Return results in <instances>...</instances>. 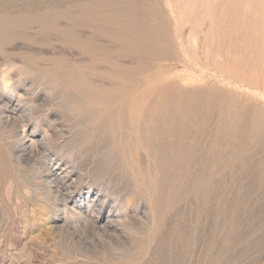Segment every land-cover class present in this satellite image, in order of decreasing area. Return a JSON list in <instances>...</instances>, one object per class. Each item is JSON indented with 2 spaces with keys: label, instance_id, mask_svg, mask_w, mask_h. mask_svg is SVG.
<instances>
[{
  "label": "rangeland",
  "instance_id": "374dc122",
  "mask_svg": "<svg viewBox=\"0 0 264 264\" xmlns=\"http://www.w3.org/2000/svg\"><path fill=\"white\" fill-rule=\"evenodd\" d=\"M184 8L170 16V59L156 62L171 70L155 78L117 79L136 65L118 48L106 63L37 29L48 41L8 46L36 63L0 52V264H264V132L263 147L246 136V161L219 131L225 107L264 119V0ZM170 84L196 92L187 111Z\"/></svg>",
  "mask_w": 264,
  "mask_h": 264
},
{
  "label": "bare ground",
  "instance_id": "6f19581e",
  "mask_svg": "<svg viewBox=\"0 0 264 264\" xmlns=\"http://www.w3.org/2000/svg\"><path fill=\"white\" fill-rule=\"evenodd\" d=\"M23 1V0H22ZM30 1V0H28ZM187 0H46V2H42L41 0H37L34 4H28L23 5L25 7L17 8L19 5L15 4L12 5L10 1L8 0L6 4L0 5V52L3 53L5 63H13L15 57L19 56L22 60V63H26L28 60L34 59L33 55H35V51L32 55L26 54L23 52H15L14 50H10L8 48L9 45L16 43L17 40H24L35 43L36 39L34 37V30H38L39 35H43L46 37L55 36L57 37L60 42L64 45H70L81 51V53L90 56L91 59H100L102 58L106 63H110V56L115 57L114 53H110V50H114V48H118L117 52L121 54L120 57H124V59L128 58L133 60V63H136L134 67H126L124 69H121L120 71L116 69V71H119V75L117 78L122 79L121 77L124 76V74L128 73H134L137 76L138 75H144L146 73L148 78H155L161 71L171 70V67H157L156 62L162 61V60H168L171 57V54L169 52L170 46L167 48V46L170 44V39L172 38L170 35V16L172 13H177L176 15H180L183 13L184 8V2ZM5 2V1H4ZM193 2V1H192ZM3 3V2H2ZM19 4H22L20 2ZM171 5V9H167V6ZM186 5V4H185ZM189 5V3H188ZM187 7V5L185 6ZM185 12V11H184ZM184 14V13H183ZM182 14V15H183ZM237 17V16H236ZM183 24L185 23L182 22ZM186 24V23H185ZM187 25V24H186ZM185 26V25H184ZM213 26V25H212ZM193 28V26H192ZM88 30L90 32V35L84 36L83 30ZM241 30V29H240ZM37 33V32H35ZM225 33V32H224ZM37 34V35H38ZM88 34V33H87ZM210 34V33H209ZM36 35V34H35ZM170 35V36H169ZM206 36V35H205ZM40 37V36H39ZM42 37V36H41ZM210 37V36H209ZM231 37V36H230ZM235 38V37H233ZM47 39V38H45ZM45 39H41L42 41ZM207 39V38H206ZM246 39V38H245ZM40 40V42H41ZM58 40V41H59ZM101 40H107L109 44L106 46L99 45V42ZM233 40V39H232ZM23 41V42H24ZM41 42V43H44ZM48 41V39H47ZM51 41V40H49ZM236 41V40H235ZM234 40L232 42H235ZM242 41V40H241ZM40 44V42L36 41ZM102 42V41H101ZM100 42V43H101ZM104 42V41H103ZM239 43V42H238ZM29 44V43H28ZM47 44V43H46ZM52 45V43H50ZM103 44V43H102ZM106 44V43H105ZM174 44V43H173ZM34 45V44H33ZM32 45V46H33ZM45 45V44H44ZM49 45V42H48ZM166 45V47H165ZM171 45V44H170ZM256 45V44H255ZM240 46V45H239ZM19 47V46H18ZM234 47V46H233ZM74 48V49H75ZM246 48V47H245ZM255 48V46H254ZM253 48V49H254ZM21 49V48H20ZM30 49V48H29ZM235 49V48H234ZM35 50V49H34ZM238 50V48H237ZM240 50V49H239ZM256 49H254L255 51ZM19 51V50H18ZM21 51V50H20ZM24 51V50H23ZM241 51V50H240ZM253 51V50H252ZM253 51V52H254ZM32 52V51H31ZM114 52V51H113ZM116 52V50H115ZM116 52V53H117ZM257 52V51H256ZM110 53V54H109ZM235 53V52H234ZM40 54V53H39ZM37 53V56L39 55ZM114 54V55H113ZM29 56L33 57L30 58ZM36 56V55H35ZM38 59V57H37ZM49 59V58H48ZM101 59V60H102ZM112 59V58H111ZM27 60V61H26ZM102 60V61H103ZM16 61V60H15ZM20 61V60H19ZM56 61V60H55ZM103 61V63H104ZM114 61V59H113ZM124 61V60H123ZM122 61V62H123ZM3 62V61H1ZM67 62V61H66ZM95 62H98L95 60ZM32 63V62H31ZM33 63H36L33 61ZM102 63V62H100ZM105 63V64H106ZM112 64V63H111ZM124 64V63H123ZM117 65V64H116ZM25 66V65H24ZM23 66V68H24ZM53 66V65H52ZM118 67V66H117ZM120 67V66H119ZM118 67V68H119ZM90 68V67H89ZM122 68V66H121ZM23 70V69H22ZM31 70V69H30ZM90 70V69H89ZM1 71V70H0ZM7 72V71H6ZM5 72V73H6ZM29 72V71H28ZM42 73V72H40ZM96 77V76H95ZM125 79V77H123ZM143 78V76H142ZM128 79V78H127ZM193 80V79H192ZM120 81V80H119ZM122 84V83H121ZM75 85V84H74ZM177 85V84H176ZM123 86V85H122ZM130 87V86H129ZM163 87V86H162ZM263 87V86H262ZM115 89H117L115 87ZM164 89H169V91L177 93L183 100L181 104L183 103V107L186 109L188 107L187 103L188 100L194 98L196 96V92L194 90L188 91L186 88L185 90L181 89L178 85L176 87L175 85H166ZM197 90V89H196ZM90 91V90H89ZM168 91V92H169ZM92 92V91H91ZM164 92V90H163ZM227 92V91H226ZM157 93V92H156ZM161 93V92H160ZM172 92H169V94ZM198 94H200L198 92ZM197 94V95H198ZM229 94V93H228ZM159 95V94H158ZM166 95V93H165ZM171 95V94H170ZM173 95V94H172ZM177 96V95H176ZM201 96V95H199ZM203 96V95H202ZM201 96V97H202ZM162 97V96H161ZM164 97V96H163ZM167 97V96H166ZM220 97V95H219ZM151 98V97H150ZM163 99V98H162ZM193 99V100H194ZM198 99V98H197ZM216 99V98H215ZM220 99V98H219ZM136 100V99H135ZM154 100V99H153ZM167 100V98H166ZM166 100L162 103L166 104ZM180 100V99H179ZM178 100V101H179ZM201 100V99H200ZM203 100V99H202ZM161 101V98H160ZM221 101V100H220ZM169 102V101H167ZM176 102V99H175ZM197 102V100H196ZM135 103V102H134ZM146 103V102H145ZM177 103V102H176ZM175 103V104H176ZM180 103V102H179ZM199 103V101H198ZM142 104V103H141ZM218 104V103H217ZM223 104V103H222ZM228 104V103H227ZM177 106V105H176ZM210 106V105H209ZM172 109V106H170ZM232 106H230L231 108ZM148 108V107H146ZM154 108V105H153ZM169 108V107H168ZM226 108V107H225ZM225 108L220 111L222 124L219 122V126L221 124L220 133L223 135H227V133L230 135L231 139H233L239 146V151L236 154L238 158H241L243 160L249 161L248 157L245 156L247 151L250 149V146L252 143L249 141L246 136L248 135L249 138H254V141L256 148L258 145H262L259 147H263V144L260 143L261 141L259 138L264 132V122L262 117V122L260 117L256 118L254 117L256 112H254V119L250 120L251 118L247 119L248 115V109L245 110V108L240 109L242 110L239 115L235 114L236 117H238L239 122L235 123L233 122V110H230ZM242 108V106L240 107ZM249 108V107H248ZM151 109V108H150ZM167 109V107H166ZM192 109V107H191ZM195 109V108H194ZM253 109V108H252ZM263 109V108H262ZM145 110V109H144ZM163 110V109H162ZM196 110V109H195ZM259 110V109H257ZM264 110V109H263ZM135 111V110H134ZM169 111V110H168ZM187 111V109H186ZM251 111V110H249ZM253 111H255L253 109ZM153 112V111H152ZM261 112V110H260ZM262 111L261 113H263ZM158 113V112H157ZM164 113V112H163ZM182 113V112H181ZM258 113V111H257ZM160 114V113H159ZM250 114V112H249ZM260 114V113H259ZM135 115V114H134ZM152 115V114H151ZM183 115V114H182ZM262 115V114H261ZM140 116V115H139ZM156 116V115H155ZM163 116V115H162ZM170 116V115H169ZM251 116V115H250ZM257 116V115H256ZM259 116V115H258ZM264 116V115H262ZM175 117V116H174ZM141 118V117H140ZM157 118V117H156ZM155 118V119H156ZM159 118V117H158ZM220 118V117H219ZM150 119V118H149ZM154 119V117L152 118ZM182 119V118H181ZM247 119V120H246ZM237 120V119H236ZM170 121V120H169ZM174 121V120H172ZM185 121V119H184ZM200 121V120H199ZM149 122V121H148ZM186 122V121H185ZM190 122V121H188ZM250 122V123H248ZM147 123V122H145ZM152 123V122H151ZM217 123V122H216ZM187 125V124H186ZM188 126V125H187ZM186 126V127H187ZM149 127V126H148ZM205 128V127H204ZM142 129V128H141ZM145 129V127H144ZM186 129V128H185ZM188 129V127H187ZM218 129V128H217ZM163 130V129H162ZM158 131V130H157ZM184 131V130H183ZM186 131V130H185ZM218 131V135L220 134ZM222 131V132H221ZM150 132V131H149ZM153 132V131H152ZM165 132V131H164ZM198 132V131H197ZM205 132V131H204ZM210 132V131H209ZM155 133V132H154ZM163 132H161L162 134ZM213 133V132H212ZM215 133V134H216ZM157 134V132H156ZM191 134V133H190ZM198 134V133H197ZM215 136L214 141L217 140V137ZM158 135V134H157ZM166 137V136H165ZM193 137V136H192ZM229 137V139H230ZM158 138V137H157ZM209 138V137H208ZM224 138V136H223ZM228 138V137H227ZM256 138V139H255ZM264 139V136L262 137ZM165 139V138H164ZM193 139V138H192ZM171 140V139H170ZM230 141V140H229ZM232 141V140H231ZM257 141V142H256ZM260 141V142H259ZM145 142V140H144ZM174 142V141H173ZM194 142V141H193ZM227 142V141H226ZM262 142H264L262 140ZM197 143V142H196ZM225 143V142H224ZM228 143V142H227ZM257 143V144H256ZM159 144V143H158ZM217 144V143H216ZM234 144V143H232ZM252 144V145H253ZM210 145V144H209ZM215 145V144H214ZM193 146V145H192ZM213 146V145H212ZM238 146V147H239ZM254 146V145H253ZM197 147V146H196ZM180 148V146H179ZM187 148V147H186ZM185 148V149H186ZM189 148V147H188ZM192 148V147H191ZM214 149V148H213ZM230 149V148H229ZM224 150V149H223ZM255 150V149H253ZM261 150V148L259 149ZM264 150V147H263ZM155 151V150H154ZM153 151V152H154ZM216 151V150H215ZM218 151V150H217ZM234 151V150H233ZM256 151V150H255ZM254 151V152H255ZM257 152V151H256ZM259 152V151H258ZM261 152V151H260ZM180 152L178 153L181 154ZM186 152H184L185 154ZM217 153V152H216ZM219 153V152H218ZM209 154V153H208ZM228 154V153H227ZM226 154V155H227ZM252 154V153H251ZM263 154V153H262ZM260 154V155H262ZM177 157H180V155ZM195 155V154H194ZM218 155V154H217ZM224 155V154H223ZM222 155V156H223ZM193 156V155H192ZM230 156V153L229 155ZM232 156V155H231ZM187 157V156H184ZM184 157L181 155V158L184 159ZM194 157V156H193ZM224 157V156H223ZM250 157V156H249ZM175 158V157H174ZM180 158V159H181ZM189 158V157H188ZM215 158V156H214ZM217 158V157H216ZM220 158V157H219ZM251 158V157H250ZM256 158V157H255ZM260 159V157H258ZM156 159V158H155ZM164 159V158H163ZM162 159V160H163ZM178 159V158H177ZM224 158H222L223 160ZM227 159V158H225ZM224 159V160H225ZM257 159V158H256ZM255 159V160H256ZM158 160V159H157ZM167 160V159H165ZM170 160V159H169ZM192 160V159H191ZM218 160V158L216 159ZM220 160V159H219ZM223 160V162H224ZM251 160V159H250ZM168 161V160H167ZM175 161V160H174ZM183 162L182 160H180ZM178 162V164L180 163ZM229 164L228 160H225V162ZM233 161V160H232ZM185 162V161H184ZM214 162V161H213ZM220 162V161H219ZM259 162V161H258ZM264 162V161H263ZM171 164L173 162H170ZM177 163V162H176ZM176 163L174 165H171L173 167L176 166ZM218 163V162H217ZM257 163V162H256ZM159 165V163H157ZM164 164V163H163ZM205 164V163H204ZM223 164V163H222ZM225 164V163H224ZM223 164V166H224ZM238 164V163H237ZM246 164V163H244ZM182 164L180 163V166ZM184 165V164H183ZM218 165H220L218 163ZM247 165V164H246ZM250 165V164H249ZM259 165V163H258ZM166 166V165H162ZM161 166V167H162ZM179 166V165H178ZM179 166V167H180ZM222 166V165H220ZM232 166V165H231ZM234 166V165H233ZM261 166V165H260ZM159 167V166H158ZM157 167V168H158ZM171 167L172 169H174ZM178 171L182 170V166L180 167ZM208 167V166H207ZM164 167H162L163 169ZM168 168V167H167ZM177 167H175L176 169ZM219 168V167H218ZM222 168V167H221ZM220 168V169H221ZM224 168V167H223ZM236 168V167H235ZM250 168V167H248ZM247 167H244L242 171H247ZM262 168V167H259ZM258 168V169H259ZM174 169V171H175ZM226 169V168H225ZM262 170L264 173V168L259 169V171ZM153 171V170H152ZM177 171V170H176ZM175 171V173H176ZM177 171V172H178ZM194 171V170H193ZM250 171V170H249ZM258 171V170H257ZM256 171V172H257ZM166 173V171H164ZM162 172V173H164ZM220 172V171H218ZM148 173V172H147ZM152 173V172H151ZM156 173V172H155ZM158 173V171H157ZM168 173L169 170H168ZM207 173V172H206ZM221 173V172H220ZM232 173H235L234 171ZM252 173V171H251ZM177 174V173H176ZM184 174V173H183ZM181 174V175H183ZM257 174V173H256ZM214 175V174H213ZM260 175V174H258ZM180 176V175H179ZM196 176V175H195ZM262 176V175H261ZM260 176V179H261ZM163 177V176H162ZM215 177V176H214ZM251 177V176H250ZM202 178V177H201ZM200 178V179H201ZM226 178V177H225ZM253 179V178H252ZM262 179H264L262 177ZM179 180V179H178ZM182 180V179H181ZM259 180V179H258ZM173 181V179H172ZM205 181V180H203ZM262 181V180H261ZM264 181V180H263ZM262 181V182H263ZM223 182V181H222ZM258 182V181H257ZM261 182V183H262ZM176 183V182H175ZM260 183V181H259ZM258 183V186L260 185ZM183 184V183H182ZM206 187L210 191L209 193L214 194L217 192L218 186L220 183H217L213 180H208L205 182ZM222 184V183H221ZM253 184V183H252ZM200 185V184H199ZM204 185V184H203ZM261 184L260 186H262ZM248 186V185H247ZM255 186V185H253ZM264 186V185H263ZM169 187V186H168ZM161 189V188H160ZM252 189V188H251ZM178 190V189H177ZM176 190V191H177ZM264 190V189H262ZM180 191V190H179ZM207 191V192H208ZM255 191V190H254ZM204 192V191H203ZM161 193V191H160ZM178 194V193H177ZM203 194V193H202ZM206 194V193H205ZM228 194V193H227ZM175 195V194H174ZM187 195V194H186ZM180 195H177L179 197ZM213 196V195H212ZM225 196V195H224ZM176 197V198H177ZM188 197V196H187ZM205 197V196H204ZM216 197V196H215ZM214 197V198H215ZM248 197V196H247ZM179 201L178 199H176ZM207 198V197H206ZM234 199V198H233ZM163 200V199H162ZM222 201V200H221ZM219 202V201H218ZM173 203V202H172ZM243 204V203H242ZM181 205V204H180ZM224 205V204H222ZM231 206V205H230ZM235 206V205H234ZM178 207V206H177ZM165 208V207H164ZM226 208V207H225ZM235 208V207H234ZM218 209V207H217ZM162 210V209H161ZM220 211V210H219ZM222 212V211H221ZM220 212V213H221ZM224 212V211H223ZM221 216V215H220ZM183 217V216H182ZM233 217V216H232ZM230 221V220H229ZM180 222V221H179ZM227 222V221H226ZM221 227V226H220ZM175 228V227H174ZM173 228V229H174ZM178 230V229H177ZM193 232V231H192ZM178 234V233H177ZM182 240V239H181ZM165 241V240H164ZM158 256V255H157ZM156 257V256H155Z\"/></svg>",
  "mask_w": 264,
  "mask_h": 264
},
{
  "label": "clouds",
  "instance_id": "9594fccd",
  "mask_svg": "<svg viewBox=\"0 0 264 264\" xmlns=\"http://www.w3.org/2000/svg\"><path fill=\"white\" fill-rule=\"evenodd\" d=\"M11 82H9V85H10Z\"/></svg>",
  "mask_w": 264,
  "mask_h": 264
}]
</instances>
